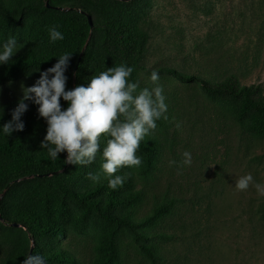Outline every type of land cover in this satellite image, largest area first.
I'll use <instances>...</instances> for the list:
<instances>
[{
  "label": "rangeland",
  "instance_id": "obj_1",
  "mask_svg": "<svg viewBox=\"0 0 264 264\" xmlns=\"http://www.w3.org/2000/svg\"><path fill=\"white\" fill-rule=\"evenodd\" d=\"M197 1L144 0L142 4L153 11L156 28L149 51L137 67L136 81L141 88L153 87L149 76L154 70L159 73L168 119L166 127L157 124L149 135L160 143L156 168L139 174L141 164L118 173H134L137 188L144 191L140 217L156 204L175 202L174 212L164 220L141 228L151 235L170 236L149 240L159 247L161 259L151 261L130 231L100 216L89 217L75 229L81 208L71 203L69 215L74 221L67 225V239L62 243L76 249L78 264H93L96 246L110 228L121 232L120 264H264V194L254 186H264V139L243 132L196 82H182L166 69L189 74L207 70L216 75L244 69L247 83L260 82L264 87V13L247 12L244 27L237 15L245 8L243 0H223L209 14L200 8L203 1ZM25 29V24L0 26V44L11 36L19 44H28ZM38 76L0 86V108L18 101L22 86H32ZM185 151L191 153V164L186 166L182 163ZM137 155L143 162V155ZM246 174L253 176L254 184L237 190L235 181ZM4 233L0 228V236ZM6 254L0 248V264Z\"/></svg>",
  "mask_w": 264,
  "mask_h": 264
},
{
  "label": "trees",
  "instance_id": "obj_2",
  "mask_svg": "<svg viewBox=\"0 0 264 264\" xmlns=\"http://www.w3.org/2000/svg\"><path fill=\"white\" fill-rule=\"evenodd\" d=\"M202 1V12L209 14L223 0ZM243 1L245 8L237 15L246 27V13L263 14L264 0ZM143 2L0 0V26L25 24L28 35V44H20L21 49L11 61L0 65V86L39 75L66 52L72 54L65 73L66 90L81 84L86 86L93 75L121 63L134 68L130 79L136 81L137 67L149 51L156 28L153 11L142 6ZM53 25L59 26L64 40L49 42L48 28ZM166 69L182 82H196L213 103L228 111L243 132L264 139V87L260 82L247 83V71L225 70L222 75H216L207 70L189 74ZM18 101L0 108V125L11 119ZM26 103H29L28 110L21 117L23 131L13 132L9 137L0 135V193L4 194L0 200V228L5 230L0 236V248L7 251L1 264H22L29 254L41 255L48 260L45 264H78L76 249L64 247L62 243L67 239V225L74 221L69 215L71 203L81 208V216L73 223L75 229L79 230L89 217L100 216L107 223L115 222L119 229L130 231L140 251L151 261H159V247L149 240L152 236L161 239L170 236L167 233L151 235L141 228L164 220L174 212L175 202L166 200L156 204L147 216L140 217L144 191L137 188L134 173H123L129 178L116 190L109 188L103 178L92 183L87 174L100 171L102 149L107 143L104 135L100 138L101 151L97 153L96 165L65 164L66 152L58 154L57 160H50L47 150L40 148L46 135V122L39 117L37 105ZM61 106L63 110L67 102L61 99ZM157 124L166 127V120L161 119ZM159 147L155 138L146 136L141 141L137 153L143 155L144 167L138 169L139 174L156 168ZM119 231L110 228L99 240L93 264H120L122 236Z\"/></svg>",
  "mask_w": 264,
  "mask_h": 264
},
{
  "label": "clouds",
  "instance_id": "obj_3",
  "mask_svg": "<svg viewBox=\"0 0 264 264\" xmlns=\"http://www.w3.org/2000/svg\"><path fill=\"white\" fill-rule=\"evenodd\" d=\"M48 33L50 43L64 40L58 25L49 27ZM19 49L15 36L0 44V65L8 64ZM71 55L67 52L59 55L53 66L39 72L32 86H22V96L11 112V119L0 125V135L9 137L13 132L23 131L21 117L29 107L26 101L38 106V115L46 122L40 148L47 150L52 161L66 152L65 164L90 165L101 151L100 138L104 135L107 143L102 149L100 171L89 172L87 178L92 183L106 179L108 187L116 190L129 178L128 174H118L120 169L141 166V157L137 155L141 141L156 130L157 121L168 119V106L158 83L160 76L152 71L149 79L154 86L141 88L139 81L130 79L134 68L121 63L93 75L86 86L66 90L65 73ZM61 99L67 102L63 110ZM182 155L183 165H190L191 153L185 151ZM170 165H176V161H170ZM250 184H254L253 176L246 174L235 181V188L245 191ZM254 186L264 194V186ZM22 264H45V260L39 254H29Z\"/></svg>",
  "mask_w": 264,
  "mask_h": 264
},
{
  "label": "water",
  "instance_id": "obj_4",
  "mask_svg": "<svg viewBox=\"0 0 264 264\" xmlns=\"http://www.w3.org/2000/svg\"><path fill=\"white\" fill-rule=\"evenodd\" d=\"M89 22L92 24L91 16L88 15Z\"/></svg>",
  "mask_w": 264,
  "mask_h": 264
}]
</instances>
